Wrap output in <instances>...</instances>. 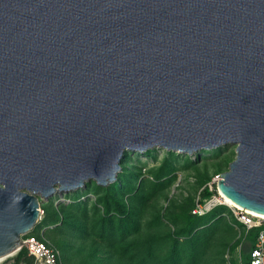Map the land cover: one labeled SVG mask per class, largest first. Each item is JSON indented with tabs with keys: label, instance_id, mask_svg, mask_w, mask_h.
I'll return each mask as SVG.
<instances>
[{
	"label": "water",
	"instance_id": "obj_1",
	"mask_svg": "<svg viewBox=\"0 0 264 264\" xmlns=\"http://www.w3.org/2000/svg\"><path fill=\"white\" fill-rule=\"evenodd\" d=\"M223 146L219 193L264 217V0H0V259L126 153Z\"/></svg>",
	"mask_w": 264,
	"mask_h": 264
},
{
	"label": "trees",
	"instance_id": "obj_2",
	"mask_svg": "<svg viewBox=\"0 0 264 264\" xmlns=\"http://www.w3.org/2000/svg\"><path fill=\"white\" fill-rule=\"evenodd\" d=\"M227 147L213 150L215 156L219 157ZM156 151L149 150L144 155H152ZM163 152L165 157L160 166L150 170L153 176L151 181L146 179L133 183L139 174L128 163L129 153H126L121 160L122 170L114 183L107 187L87 184L83 192L71 196L72 202L69 204L55 208L52 205L43 206V218L33 230H49L51 243L60 252L63 264H66L65 257L74 254L79 256L77 264H200L212 237L222 230L216 225L212 226L216 219H222L217 217L226 210L224 206L215 208L204 217H196L189 213L193 206L191 199H188L182 204L179 215L172 219L173 228H167L165 234L142 233L144 207L165 191L175 178L177 155L165 150ZM139 155L134 153V156ZM232 160L224 159V162L228 166ZM197 162V158L191 160L186 156L182 168H190ZM209 180L210 177L202 176L199 186H204ZM88 191H92L96 197L92 203L88 202V198L82 199ZM201 195L205 199L211 194L205 188ZM158 220V216H153L148 227L157 226ZM206 228L212 229V233L204 238L198 233ZM227 230L231 235L232 227L226 226ZM34 231L32 234L39 238ZM255 235L256 232L251 231L245 237L249 245L241 253V264H249V249ZM76 240L79 243L75 245ZM12 264H32V258L22 248L14 256Z\"/></svg>",
	"mask_w": 264,
	"mask_h": 264
},
{
	"label": "rangeland",
	"instance_id": "obj_3",
	"mask_svg": "<svg viewBox=\"0 0 264 264\" xmlns=\"http://www.w3.org/2000/svg\"><path fill=\"white\" fill-rule=\"evenodd\" d=\"M157 150L158 151H156V153L148 156L144 155V153L139 156H134V153H129L128 163L134 166V172L139 174L137 179H134L133 183H137L138 181L142 180L144 181L146 179L151 181L153 179L150 170L160 166L163 158L165 157L162 149ZM174 153L178 156H176L175 161V165L177 167L175 178L165 191H163L161 194H158L154 199L147 203L146 207H144L143 215L141 217L142 233L162 235L165 234L164 232L167 228H173L171 226L172 219L174 216L179 215L182 204L188 199H191L192 206H194L197 200L203 198L201 195L203 185L199 186V180L201 177L206 176L208 178H212L216 174H222L223 172L227 171L228 166L227 163L224 162V159H229L230 161L235 156L233 146H228L227 149H223V153L219 155V157L215 156V151L213 150L199 151L191 156L181 154L182 157H179V153ZM153 156L155 157V160H153ZM186 156L190 157L191 160H195L197 158L198 162L190 168L183 169L182 165ZM92 183L94 182H90L88 184H91L92 186ZM84 190L85 188L79 189L75 192H70L66 195H63L62 197H60L58 194H55L48 200L38 198L40 210L42 211V207L46 205H52L54 208L61 204L67 205L72 202L71 196L74 193H80ZM86 198H88V202L92 203L96 197L92 191H88L86 193V197H82L83 200ZM169 207H173V209H169ZM189 213L192 215L191 210ZM43 215L44 214L42 213V218ZM153 216H158L159 220L156 223L157 226L148 227V224L152 220ZM219 217L222 219H216V223L212 226V228L216 225V227L221 228L222 230L216 232L212 237L210 244L206 247L200 264H241V253L243 250L246 251L248 249L249 242H243L238 237L240 228L233 221L231 213L227 208L221 214H219L217 218ZM226 226L232 227L231 235L228 230L226 232ZM211 230L212 229L206 228L203 231H199L198 234L205 238L212 233ZM34 232L38 235H40V232H43V237L49 243H51L52 239L51 235L49 234V230L39 228ZM78 241L79 240L75 241V245L79 243ZM58 253L60 257V263L63 264L62 256L59 251ZM15 255L6 259L3 264L11 263ZM65 260L66 264H77L79 263V256L76 254L70 256L68 255V257H65Z\"/></svg>",
	"mask_w": 264,
	"mask_h": 264
},
{
	"label": "built area",
	"instance_id": "obj_4",
	"mask_svg": "<svg viewBox=\"0 0 264 264\" xmlns=\"http://www.w3.org/2000/svg\"><path fill=\"white\" fill-rule=\"evenodd\" d=\"M219 180H221V175L216 174L203 186V189L206 188L211 195L196 201L191 210L192 215L203 217L219 206L227 208L233 221L240 228L238 232L240 240L246 242L247 233L256 232L253 245L249 249V264H264V217L253 215L248 211L224 203V198L217 189ZM42 213L43 211L40 210L38 222L41 221ZM32 231L21 238L22 248L32 258V264H61L57 249L43 237V232H40L38 238L32 234ZM4 261L0 264H3ZM12 263L13 261L9 264Z\"/></svg>",
	"mask_w": 264,
	"mask_h": 264
},
{
	"label": "bare ground",
	"instance_id": "obj_5",
	"mask_svg": "<svg viewBox=\"0 0 264 264\" xmlns=\"http://www.w3.org/2000/svg\"><path fill=\"white\" fill-rule=\"evenodd\" d=\"M223 201H224V203H226V204H229V205H231V206H235L234 204H232L231 202H229L227 199H223ZM235 207H237V206H235ZM239 208V207H238ZM253 214V213H252ZM253 215H256V214H253ZM7 258H5V259H0V262H2V261H4V260H6Z\"/></svg>",
	"mask_w": 264,
	"mask_h": 264
}]
</instances>
